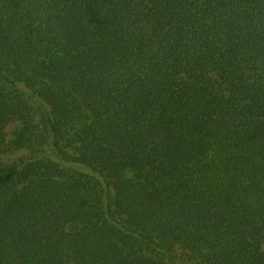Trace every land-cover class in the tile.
Masks as SVG:
<instances>
[{
    "label": "trees",
    "instance_id": "trees-1",
    "mask_svg": "<svg viewBox=\"0 0 264 264\" xmlns=\"http://www.w3.org/2000/svg\"><path fill=\"white\" fill-rule=\"evenodd\" d=\"M0 264H264V0H0Z\"/></svg>",
    "mask_w": 264,
    "mask_h": 264
},
{
    "label": "rangeland",
    "instance_id": "rangeland-1",
    "mask_svg": "<svg viewBox=\"0 0 264 264\" xmlns=\"http://www.w3.org/2000/svg\"><path fill=\"white\" fill-rule=\"evenodd\" d=\"M18 86L22 90V92H24L26 94L27 97H29V98L33 97L31 92L28 91L25 87H23L21 83H18ZM34 99H35V102H34ZM34 99L32 100L33 103H35L38 106L43 107L44 109L47 108L46 105L42 101L38 100L37 98H34ZM15 126H16L15 124L9 126L8 131H9L10 134L14 131ZM17 156H20V155H17Z\"/></svg>",
    "mask_w": 264,
    "mask_h": 264
}]
</instances>
